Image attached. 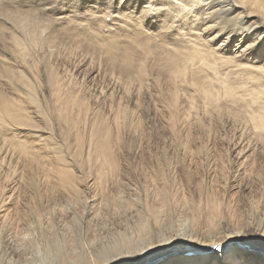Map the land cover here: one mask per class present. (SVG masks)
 Returning a JSON list of instances; mask_svg holds the SVG:
<instances>
[{
	"label": "bare ground",
	"instance_id": "bare-ground-1",
	"mask_svg": "<svg viewBox=\"0 0 264 264\" xmlns=\"http://www.w3.org/2000/svg\"><path fill=\"white\" fill-rule=\"evenodd\" d=\"M59 3L0 0V264L264 227V0Z\"/></svg>",
	"mask_w": 264,
	"mask_h": 264
},
{
	"label": "snow or ice",
	"instance_id": "snow-or-ice-1",
	"mask_svg": "<svg viewBox=\"0 0 264 264\" xmlns=\"http://www.w3.org/2000/svg\"><path fill=\"white\" fill-rule=\"evenodd\" d=\"M95 4V0H60L57 8H63L66 13H79L78 19L88 20L85 13L90 8L95 11L92 7ZM232 232L234 229L228 228L226 234ZM218 239L223 238L189 244L175 226L154 228L134 244L110 253L107 264H264V255L258 256V252H264V227H245L238 237L228 236L223 243L217 242Z\"/></svg>",
	"mask_w": 264,
	"mask_h": 264
},
{
	"label": "rangeland",
	"instance_id": "rangeland-1",
	"mask_svg": "<svg viewBox=\"0 0 264 264\" xmlns=\"http://www.w3.org/2000/svg\"><path fill=\"white\" fill-rule=\"evenodd\" d=\"M195 139L197 140V138H195ZM135 140H136V139H135ZM135 140H134V139H130V140H128V141H130V143H131V141H132V144H133V145L131 144V145H129V146H130V147H129L128 144H130V143H125V146H126V148L129 147V149L132 148V146H133V148L135 147L134 151L137 152V156H136V158H139V157H140V158H143V153H142V152H145V150H144L145 148H143V150H142V144L139 142L140 145H139V147H137V149H136L135 144L138 146L137 142H138L139 140L137 139V142H134V143H133V141H135ZM183 140H184V137H182V138H178V140L176 141V143H178V144H177V145H178L177 148H181V147H182L181 142H182ZM176 143H175V146H176ZM126 144H127V145H126ZM127 146H128V147H127ZM163 146H164V145H163ZM163 146H162V147H163ZM175 146L171 147L172 150H174L173 148H175ZM133 148H132V149H133ZM164 148H165V146H164ZM166 148H167L168 150H167ZM166 148H165V149L167 150V151H166L167 153H166L165 151H164V152H165L167 155H168V154L171 155V154H172V150H169L170 148H168V146H167ZM213 148H214V149H213ZM213 148H212V150H211V151H212V154H217V153L221 152L220 147H216V146H215V147H213ZM162 149H163V148H162ZM218 149H219V150H218ZM137 150H138V151H137ZM139 150H140V151H139ZM141 150H142V152H141ZM180 150H182V149H180ZM213 150H214V151H213ZM168 151H170V153H169ZM138 152H139V153H138ZM140 152H141V154H140ZM139 154H140V155H139ZM138 155H139V156H138ZM218 155H219V154H218ZM140 158H139V160L136 159L135 162L132 164L133 168L135 167V170H134L133 168H132V170L138 173L137 176H136L137 178H136V177H133V178H134V179H133L134 182H137V181H139V180L142 179V175H141V174H143V164H142V161L140 160ZM168 159L170 160L169 157H168ZM136 161H137V163L140 162V161H141V162L137 164ZM136 168H138V170H136ZM132 170H131V171H132ZM140 172H141V174H140ZM140 175H141V177H138V176H140ZM138 178H140V179H138Z\"/></svg>",
	"mask_w": 264,
	"mask_h": 264
}]
</instances>
